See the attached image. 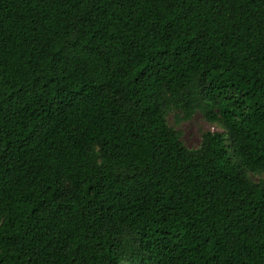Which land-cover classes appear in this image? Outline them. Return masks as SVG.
I'll use <instances>...</instances> for the list:
<instances>
[{"label": "trees", "instance_id": "obj_1", "mask_svg": "<svg viewBox=\"0 0 264 264\" xmlns=\"http://www.w3.org/2000/svg\"><path fill=\"white\" fill-rule=\"evenodd\" d=\"M0 264H264V0H0Z\"/></svg>", "mask_w": 264, "mask_h": 264}, {"label": "rangeland", "instance_id": "obj_2", "mask_svg": "<svg viewBox=\"0 0 264 264\" xmlns=\"http://www.w3.org/2000/svg\"><path fill=\"white\" fill-rule=\"evenodd\" d=\"M181 115L182 113L179 111L171 112L169 123L181 132L183 142L189 147L199 146L203 131L220 130L216 124L206 120L203 111L200 109L188 119L182 118Z\"/></svg>", "mask_w": 264, "mask_h": 264}]
</instances>
